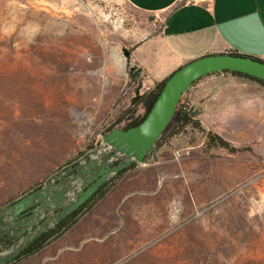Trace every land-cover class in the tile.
Here are the masks:
<instances>
[{"label": "rangeland", "instance_id": "obj_1", "mask_svg": "<svg viewBox=\"0 0 264 264\" xmlns=\"http://www.w3.org/2000/svg\"><path fill=\"white\" fill-rule=\"evenodd\" d=\"M157 24L125 0H0V207L96 147L138 95L128 53ZM243 84L242 115L215 127L239 150L207 146L196 131L194 149L173 160L183 143L157 139L143 163L167 174L160 203L116 217L104 264H264V96Z\"/></svg>", "mask_w": 264, "mask_h": 264}, {"label": "crops", "instance_id": "obj_2", "mask_svg": "<svg viewBox=\"0 0 264 264\" xmlns=\"http://www.w3.org/2000/svg\"><path fill=\"white\" fill-rule=\"evenodd\" d=\"M125 1L158 22L157 30L128 53L130 64L141 77L138 95L185 63L207 54L236 53L264 61V0ZM248 81L230 73H213L196 80L181 98L200 127L224 139L215 127L242 115V105L250 98L243 84ZM259 94L260 98L264 96L262 87ZM187 137L172 138L190 151L195 146ZM161 147L152 150L153 160L160 159ZM153 165L135 164L133 168L142 170L131 172L110 188L61 236L24 258L26 264H104V238L116 228V217L123 221L129 214L144 215L148 205L153 211L157 201L160 203L161 185L167 174L164 167ZM171 176L177 177L178 173ZM136 219L135 227L144 231L142 219Z\"/></svg>", "mask_w": 264, "mask_h": 264}, {"label": "water", "instance_id": "obj_3", "mask_svg": "<svg viewBox=\"0 0 264 264\" xmlns=\"http://www.w3.org/2000/svg\"><path fill=\"white\" fill-rule=\"evenodd\" d=\"M221 71L244 74L249 81L252 78L264 81V61L231 53L207 54L174 70L138 124L102 134L97 146L85 157L0 207V237L25 233L0 252V263L13 256L29 238L79 207L117 172L131 163H142L183 92L197 79ZM117 160L120 161L114 164ZM48 212L51 213L46 215Z\"/></svg>", "mask_w": 264, "mask_h": 264}, {"label": "trees", "instance_id": "obj_4", "mask_svg": "<svg viewBox=\"0 0 264 264\" xmlns=\"http://www.w3.org/2000/svg\"><path fill=\"white\" fill-rule=\"evenodd\" d=\"M231 54L239 55L236 53H231ZM241 56H244V55H241ZM221 72L230 73L237 77H243V78L246 77V75L238 73V72H230V71H221ZM214 73H218V72H214ZM210 74H213V73H210ZM166 78L167 77L155 83V85L151 89L145 92H142L136 97H133L128 108H125L120 113L117 119H115L107 127H105L104 130L102 131V134L107 133L114 128L127 129L131 126L138 124L143 119L147 111L149 110L150 106L152 105L154 99L156 98ZM251 81L257 82L264 89V81H261L255 78H252ZM181 103H182V98L180 97V100L178 101L169 122L167 123L166 127L164 128V130L162 131V133L159 135L157 139H160L164 134H166L165 142L170 144L172 142L171 141L172 137H175L178 135L189 136V132L191 133V132L197 131L201 136L204 137V143L207 146H218L220 148H223L230 154L235 153L239 150L238 148L232 146L228 141L223 139L218 134L210 130H204L202 127H200L198 122L191 117L188 111V108H185V109L181 108ZM138 111H140V113H138ZM96 145L97 143L95 144V146ZM84 156L85 155H83L82 157ZM144 160L145 158L143 159V161ZM70 165L72 164H68L66 167ZM134 165L135 163H131L129 166L120 170L115 175H113L111 178L106 180L79 207H77L75 210H73L66 216L60 218L55 224H53L52 227L46 228L42 232H39L36 235L29 238L19 247V249L14 253L13 256L9 257L5 261L1 262L0 264H11L19 260H22L38 252L44 246L49 244L51 241L61 236L69 227H71L76 222V220L82 214L87 212L96 201L101 199L104 196V194L114 185V183L119 178H121L128 170L132 169ZM40 185L41 184L36 185L33 189L38 188ZM14 200H10L5 205L11 203ZM7 245H9V243H7L5 246L7 247Z\"/></svg>", "mask_w": 264, "mask_h": 264}, {"label": "built area", "instance_id": "obj_5", "mask_svg": "<svg viewBox=\"0 0 264 264\" xmlns=\"http://www.w3.org/2000/svg\"><path fill=\"white\" fill-rule=\"evenodd\" d=\"M188 1H190V0H186V2H188ZM192 1V0H191ZM181 108L182 109H185V108H187V105H186V103H184L183 102V100H182V103H181ZM171 141H174V139L173 138H171ZM99 143V142H98ZM97 143V144H98ZM97 146V145H96ZM89 153V152H88ZM87 153V154H88ZM188 153H189V148L188 147H182V148H173V150H171V157H172V159L173 160H177V159H179V158H181L182 156H186V155H188ZM86 154V155H87ZM85 155V156H86ZM84 156V157H85ZM83 157H80L77 161H79L80 159H82ZM76 161V162H77ZM75 162V163H76ZM139 165H144V163L142 162V163H140Z\"/></svg>", "mask_w": 264, "mask_h": 264}, {"label": "flooded vegetation", "instance_id": "obj_6", "mask_svg": "<svg viewBox=\"0 0 264 264\" xmlns=\"http://www.w3.org/2000/svg\"><path fill=\"white\" fill-rule=\"evenodd\" d=\"M120 160H117L114 164H116V163H118ZM51 212H48L46 215H48V214H50ZM46 215L43 217V219L46 217ZM48 220V219H47ZM36 225V224H35ZM23 234H25V233H22V234H20V235H18V236H11V237H8L7 235H3V236H1L0 237V252L2 251V250H4L5 248H6V244L7 243H9V245H7V247L8 246H10L13 242H15L17 239H19Z\"/></svg>", "mask_w": 264, "mask_h": 264}, {"label": "bare ground", "instance_id": "obj_7", "mask_svg": "<svg viewBox=\"0 0 264 264\" xmlns=\"http://www.w3.org/2000/svg\"><path fill=\"white\" fill-rule=\"evenodd\" d=\"M113 56H115V55L113 54Z\"/></svg>", "mask_w": 264, "mask_h": 264}]
</instances>
